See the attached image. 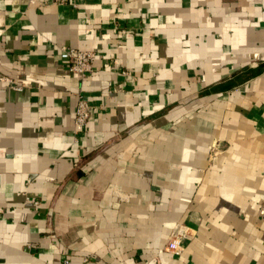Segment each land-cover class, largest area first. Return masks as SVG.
I'll return each instance as SVG.
<instances>
[{"label": "crops", "instance_id": "0c3cea01", "mask_svg": "<svg viewBox=\"0 0 264 264\" xmlns=\"http://www.w3.org/2000/svg\"><path fill=\"white\" fill-rule=\"evenodd\" d=\"M31 1L0 0V264H264V0Z\"/></svg>", "mask_w": 264, "mask_h": 264}, {"label": "built area", "instance_id": "2783aa9c", "mask_svg": "<svg viewBox=\"0 0 264 264\" xmlns=\"http://www.w3.org/2000/svg\"><path fill=\"white\" fill-rule=\"evenodd\" d=\"M60 4L65 3L67 0H56ZM31 2L35 3L34 0ZM62 56L69 60L70 70L76 72L82 76H86L87 73L91 72L93 62L96 58V53L92 50H83L67 45L61 46ZM7 79L6 77H2ZM20 87H18L19 89ZM90 116V105L81 97L76 108V120L75 130L76 132H83L85 129L88 119ZM167 251L172 254H180L183 251V245L181 244L178 237L172 238L167 243Z\"/></svg>", "mask_w": 264, "mask_h": 264}]
</instances>
